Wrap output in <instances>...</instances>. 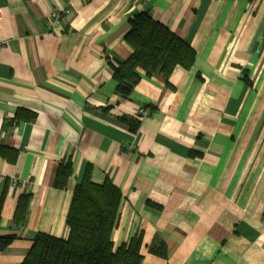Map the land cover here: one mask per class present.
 Instances as JSON below:
<instances>
[{
	"label": "crops",
	"instance_id": "crops-1",
	"mask_svg": "<svg viewBox=\"0 0 264 264\" xmlns=\"http://www.w3.org/2000/svg\"><path fill=\"white\" fill-rule=\"evenodd\" d=\"M0 11V236L17 235L0 264H21L38 232L68 235L87 170L120 188L113 239L142 234V264H264V0H0ZM143 11L195 60L168 77L140 69L125 97L113 67L132 55ZM159 242L165 257L149 250Z\"/></svg>",
	"mask_w": 264,
	"mask_h": 264
},
{
	"label": "trees",
	"instance_id": "trees-1",
	"mask_svg": "<svg viewBox=\"0 0 264 264\" xmlns=\"http://www.w3.org/2000/svg\"><path fill=\"white\" fill-rule=\"evenodd\" d=\"M126 40L134 48L132 55L114 66L117 93L129 96L142 75L159 73L168 77L177 65L189 67L195 60V50L167 26L143 11L131 20ZM15 157L16 151H13ZM0 154L8 156V148L0 145ZM72 173L71 162L59 167L55 185L65 187ZM120 188L106 178L95 182L86 172L75 186L67 216L66 237L38 232L33 245L21 264H142L143 235L135 233L128 241L116 244L113 231L118 223L122 202ZM28 198L21 196L14 223L22 226L27 220ZM1 220V211H0ZM16 234L0 236V251L5 249ZM149 250L165 257L163 242L150 245Z\"/></svg>",
	"mask_w": 264,
	"mask_h": 264
},
{
	"label": "built area",
	"instance_id": "built-area-1",
	"mask_svg": "<svg viewBox=\"0 0 264 264\" xmlns=\"http://www.w3.org/2000/svg\"><path fill=\"white\" fill-rule=\"evenodd\" d=\"M87 1V0H84ZM69 11V9L65 8V9H53L52 12L50 13L49 19H48V23L50 25L56 24L57 22H59V20L62 18V15L67 13ZM2 17L1 15V11H0V18ZM144 109H141V112L144 113ZM4 180V176L0 175V182ZM13 182L16 184L18 182V180L16 178L13 179Z\"/></svg>",
	"mask_w": 264,
	"mask_h": 264
}]
</instances>
